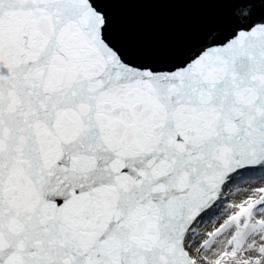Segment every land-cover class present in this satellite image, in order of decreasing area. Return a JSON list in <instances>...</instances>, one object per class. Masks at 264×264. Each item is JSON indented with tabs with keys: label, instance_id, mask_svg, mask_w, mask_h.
Returning <instances> with one entry per match:
<instances>
[{
	"label": "snow or ice",
	"instance_id": "6c2138e0",
	"mask_svg": "<svg viewBox=\"0 0 264 264\" xmlns=\"http://www.w3.org/2000/svg\"><path fill=\"white\" fill-rule=\"evenodd\" d=\"M0 264H264V0H0Z\"/></svg>",
	"mask_w": 264,
	"mask_h": 264
}]
</instances>
